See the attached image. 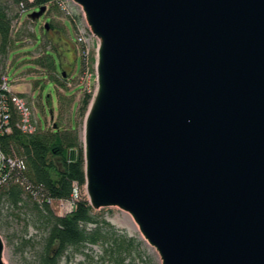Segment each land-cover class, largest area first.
<instances>
[{
    "label": "water",
    "instance_id": "water-1",
    "mask_svg": "<svg viewBox=\"0 0 264 264\" xmlns=\"http://www.w3.org/2000/svg\"><path fill=\"white\" fill-rule=\"evenodd\" d=\"M72 2L98 40L91 208L129 214L160 264H264V0Z\"/></svg>",
    "mask_w": 264,
    "mask_h": 264
},
{
    "label": "trees",
    "instance_id": "trees-1",
    "mask_svg": "<svg viewBox=\"0 0 264 264\" xmlns=\"http://www.w3.org/2000/svg\"><path fill=\"white\" fill-rule=\"evenodd\" d=\"M62 3L63 0H0V82L11 45V23L17 17L11 15L12 7L38 11L41 7L54 6L59 10ZM80 16H76L73 29ZM44 57L47 64L36 60V65L47 66L48 80L55 84L59 78L69 79L66 72L56 74L50 54L45 53ZM82 70L81 64L80 73ZM64 99L58 98L60 115L68 112L72 104ZM90 101L91 96L84 92L79 108L82 118ZM13 116L16 119L14 113ZM0 148L5 156L16 158L24 165L23 170L4 169L0 207L8 210L0 214V220L17 219L19 212L25 211L30 223L41 232L35 264H60L74 255L89 258V264H137L136 261L144 260L143 240L127 235L94 214L85 197L79 196L73 210L63 216H57L48 203V200L70 201L85 186L83 149L77 130H61L56 125L51 131L38 129L33 134H24L13 125L10 134L0 137ZM28 244L30 240H21L17 249L22 251ZM91 247H97L99 253L88 256L85 251Z\"/></svg>",
    "mask_w": 264,
    "mask_h": 264
},
{
    "label": "rangeland",
    "instance_id": "rangeland-1",
    "mask_svg": "<svg viewBox=\"0 0 264 264\" xmlns=\"http://www.w3.org/2000/svg\"><path fill=\"white\" fill-rule=\"evenodd\" d=\"M66 10L45 7V11L34 21L28 17L32 9L12 7V16L17 17L11 23V45L7 50V57L2 69V74L7 75L11 82V90L23 95L34 122L41 131H51L57 125L61 130H77L82 138L83 120L79 115L83 89L78 78L81 71V45L76 41L77 29H73L76 16L82 14L79 6L72 0H63ZM37 11V10H35ZM77 22V21H76ZM79 23H83L80 16ZM47 26V30L45 29ZM31 38V39H27ZM95 38V37H94ZM96 44V38H95ZM45 53L50 54L56 68V74L66 72L69 79H58L53 83L46 77L48 68L36 65V60L47 64L44 60ZM94 56L91 51L90 57ZM46 62V63H45ZM60 83H65L60 86ZM72 101L70 110L60 115L58 98ZM64 101V102H65ZM74 198L85 197V187L76 191ZM53 212L60 216L70 207L60 209L58 203L52 202ZM66 212V214H67ZM19 218L0 220V237L3 242V260L5 264H35L36 251L39 248L41 232L30 223L25 211L19 212ZM16 214L17 211H16ZM61 214V215H62ZM94 214L109 222L127 235L141 239L140 232L132 217L116 207L94 210ZM21 240H30L22 251L17 249ZM145 256L137 264H160L156 251L148 246L145 241ZM86 254L99 253L97 247H91ZM60 264H89V258L74 255L69 261L62 260Z\"/></svg>",
    "mask_w": 264,
    "mask_h": 264
},
{
    "label": "built area",
    "instance_id": "built-area-1",
    "mask_svg": "<svg viewBox=\"0 0 264 264\" xmlns=\"http://www.w3.org/2000/svg\"><path fill=\"white\" fill-rule=\"evenodd\" d=\"M61 9L63 11L66 10L64 3L61 4ZM82 13V12H81ZM82 17L83 23H77V39L79 45H81V64H82V73H80V85L83 91L86 94L91 96V100L93 99L97 84H96V58H97V46L98 40L92 35L89 27L87 26L84 17ZM91 51L94 52V56L91 58ZM11 82L7 75H2L1 82H0V137L6 134H10L12 130V126L16 127L24 134H33L35 131L39 129L37 123L33 121L31 111L24 100L23 96L13 92L11 90ZM91 102V101H90ZM13 113L15 114L16 119H13ZM15 120V121H13ZM14 122V123H13ZM8 167L11 170H23L24 165L22 161L7 157L1 151L0 148V186L4 183V169ZM76 189V187H75ZM75 195V194H74ZM77 201L74 196L70 201L65 200H58L52 201L48 200V203L51 205L52 202L58 203L60 209L62 210L64 207H70L69 211H63V216L70 213L73 208L74 204ZM8 209L5 206L0 207V214H6Z\"/></svg>",
    "mask_w": 264,
    "mask_h": 264
},
{
    "label": "bare ground",
    "instance_id": "bare-ground-1",
    "mask_svg": "<svg viewBox=\"0 0 264 264\" xmlns=\"http://www.w3.org/2000/svg\"><path fill=\"white\" fill-rule=\"evenodd\" d=\"M82 139V138H81Z\"/></svg>",
    "mask_w": 264,
    "mask_h": 264
}]
</instances>
